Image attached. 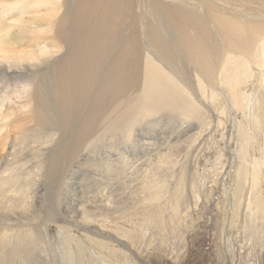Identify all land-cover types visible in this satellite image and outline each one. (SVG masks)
Here are the masks:
<instances>
[{
	"label": "bare ground",
	"instance_id": "1",
	"mask_svg": "<svg viewBox=\"0 0 264 264\" xmlns=\"http://www.w3.org/2000/svg\"><path fill=\"white\" fill-rule=\"evenodd\" d=\"M15 84L30 92L0 104V264H264V0H0V92ZM232 125L237 166L213 146ZM97 143L109 187L78 207L58 194L41 229V170Z\"/></svg>",
	"mask_w": 264,
	"mask_h": 264
},
{
	"label": "rangeland",
	"instance_id": "2",
	"mask_svg": "<svg viewBox=\"0 0 264 264\" xmlns=\"http://www.w3.org/2000/svg\"><path fill=\"white\" fill-rule=\"evenodd\" d=\"M24 85H26V84H23V85H20V84L9 85L6 88L2 89V91L0 92V104H2L3 100L5 98H7V97L16 98L17 96H20V95L27 96L29 94V92H30V88H28V87L23 88ZM252 92H253V88H250V89H248L247 94L250 95V94H252ZM227 107L229 109L232 108V106H230L229 104L227 105ZM234 119H235V115L232 116V120H234ZM212 121H213V124L215 126H217V118H216V116H213ZM167 126H168V121L166 120V121H164V123L162 125V129H166ZM41 130L39 131V133H41L40 134L41 136L45 135L44 133H48V128H46V127L44 128V130H43V128ZM230 133H231V137L234 139L233 141H229L228 143H224L223 138H218V139L214 140V145L213 146H214V148H220V149L224 148L227 153L231 154V158L233 159L234 166H237V163L239 161V152H240V148H239L240 144H237V142H236V140H238V138H239L238 128H235L232 125ZM251 135H253V134L251 133ZM26 140L21 141V142H23V144H21V142L17 143L18 146L16 145L15 148L19 149L20 144H21V146L24 145V147H27V146L28 147H36L38 145V143H37L38 139L27 138ZM26 142H27V145H26ZM100 143H97V144L94 145V147L91 150L92 153L89 154V156H90L89 159H87L88 155H87L86 151H84L83 155L81 157L82 159H77V160H75V162H74V160H72L74 163H71L69 168H67V169H66V167L64 165L65 160H62V161L59 160L56 163L52 161L53 165L47 163V165L45 167H43L44 169L41 170L42 175H43L42 178H43V181H44V186L42 187V189L44 188L43 190H45V192L44 191L42 192V194H43L42 196L44 197L43 204H42L43 215L44 216H42L41 218H44L43 219L44 224L43 225H42V223L40 224V228L41 229H42V226H43L44 230H46L48 228V226H50V228H48V230H46V231L48 232L50 230L51 233L53 231V230H51L55 226L53 220H58V217L55 214V210L53 209V208H55V206H54L55 197H58V194L62 195L63 193H66V194L71 193V196L69 198V205H73L74 204V207H78V206H80L82 204H85L88 201L89 202H94V201L97 202L98 199L96 197H98L97 195L100 193V191L104 190L105 187H107V185L109 187V184L103 185L102 184L103 182L101 180H97L98 179V175H102L103 170H104L103 168L101 169V166H100V164H102V162H103V161H101V159L103 158V155H104L103 154L104 152L102 151V145L103 144L99 145ZM98 146H100L101 148H99ZM20 148H22V147H20ZM100 151L102 152V155H100L101 154ZM93 154H94V156H96L95 157L96 159H94ZM91 156H93V157H91ZM14 157H16V156H14ZM99 157H100V159H99ZM216 157H217L216 155L212 156L213 159H216ZM12 158H13V156L10 157V159H12ZM19 158H23V156L19 155ZM95 161L97 162V164H95ZM45 162H48V161L45 160ZM250 162H252V164H254L253 156H251ZM25 163L26 162H22V164H25ZM95 165H96L97 168L95 167ZM51 166H52V168H55V170L59 173V176H57V178H56L55 175H52V173H51L52 171L50 169ZM91 166H93V167H91ZM25 167L26 166H22V168H25ZM209 167H211V163L207 162L205 167H203V169L205 168L204 170L208 173L211 170V168H209ZM92 170H94V171H92ZM99 170H101V172ZM56 171H54V172L57 173ZM63 172L66 173L67 175L64 174ZM90 173H91V175H90ZM231 173H232V176H233L234 172H231ZM63 176H67V177H63ZM53 178H55V179H53ZM70 178L72 179L71 181H69ZM62 180H64L65 183H63ZM93 180H95V181H93ZM53 182H55V184ZM132 184H133V182H128L127 183V185H130V186ZM56 185H58V186H56ZM57 187L59 188V192L57 191L58 190ZM55 188H56V192H55ZM62 189L64 191H60ZM54 194H56L57 196L54 195ZM250 195H251V189H249L247 195L245 196V203H247V200L249 201ZM66 209L67 208H65V210ZM52 215H53V217H52ZM45 223H47V225ZM69 223L70 222H66V225H69ZM51 224H52L53 227L51 226ZM239 231H238V233L241 234L244 230H243V228H241ZM59 235H61V234H59ZM59 235H57L55 238H57ZM241 252H244V251L242 250ZM253 264H255V263H253Z\"/></svg>",
	"mask_w": 264,
	"mask_h": 264
}]
</instances>
